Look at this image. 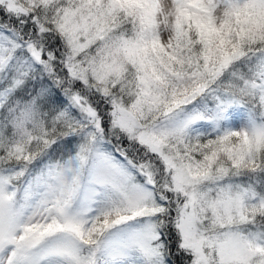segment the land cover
Segmentation results:
<instances>
[{"label":"snow or ice","instance_id":"1","mask_svg":"<svg viewBox=\"0 0 264 264\" xmlns=\"http://www.w3.org/2000/svg\"><path fill=\"white\" fill-rule=\"evenodd\" d=\"M0 264H264V0H0Z\"/></svg>","mask_w":264,"mask_h":264}]
</instances>
